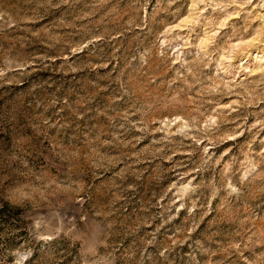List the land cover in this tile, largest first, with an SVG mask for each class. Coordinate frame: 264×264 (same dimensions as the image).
Instances as JSON below:
<instances>
[{
  "label": "rangeland",
  "instance_id": "rangeland-1",
  "mask_svg": "<svg viewBox=\"0 0 264 264\" xmlns=\"http://www.w3.org/2000/svg\"><path fill=\"white\" fill-rule=\"evenodd\" d=\"M4 205L0 264H264V0H0Z\"/></svg>",
  "mask_w": 264,
  "mask_h": 264
},
{
  "label": "trees",
  "instance_id": "trees-1",
  "mask_svg": "<svg viewBox=\"0 0 264 264\" xmlns=\"http://www.w3.org/2000/svg\"><path fill=\"white\" fill-rule=\"evenodd\" d=\"M10 210L12 211V208H9L7 205H4L0 208V216L2 217H9L11 215L14 216V214L10 213ZM18 217V216H16Z\"/></svg>",
  "mask_w": 264,
  "mask_h": 264
}]
</instances>
